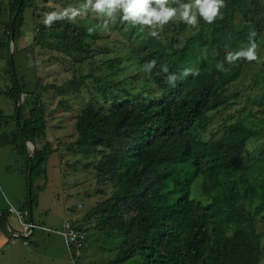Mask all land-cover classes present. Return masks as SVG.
I'll use <instances>...</instances> for the list:
<instances>
[{
	"label": "trees",
	"instance_id": "16d2710c",
	"mask_svg": "<svg viewBox=\"0 0 264 264\" xmlns=\"http://www.w3.org/2000/svg\"><path fill=\"white\" fill-rule=\"evenodd\" d=\"M29 1L0 3V7L6 5L8 16L3 22L8 41L0 43V50L8 47L10 53L12 33L14 43L21 36L25 9L32 5ZM243 2H227L223 19L211 24L199 16L202 27L211 25L212 30L206 34L201 29L183 47L166 44L160 32L152 37L139 27L137 40L141 45L134 53L140 68L144 71L148 62L156 61L151 74L144 71L146 83L139 92L119 86L138 74L119 82L94 74L69 81L88 103L77 115L78 138L71 147L93 157L86 166L93 167L98 181L111 186L110 194L90 208L82 221L94 224L98 234L108 230L118 235L116 257L108 264H262L264 233L257 216L264 211V135L245 133L230 142L203 135L211 115L233 105L229 87L242 73L241 69H229L226 61L227 49H235L232 38L226 37L236 35L231 24L234 12L241 10L246 25H256L253 16L263 10V0H254L255 5L245 11ZM187 26L181 21L174 29L182 35ZM36 28L40 38L48 37L44 45L67 53L76 63L95 54L90 42L95 36L83 20L62 19L50 28L40 22ZM245 31L237 35L244 37ZM215 48L218 53L214 55L211 50ZM106 52L102 48L97 51ZM115 61L105 63L112 67ZM217 64H223L225 70H218ZM185 69L198 70V75L184 76ZM9 71L13 85L6 94L16 108L13 115L0 109V125L8 127L14 122L15 126L0 135V144H12L26 158L28 195L23 209L28 211L26 220H31L32 209L38 204L35 177L45 171L43 166L55 148L49 141L40 146L47 133L42 94L29 92L18 79L14 56L10 57ZM171 74L177 77L175 83L167 79ZM58 90H65V86ZM29 95L34 98L28 108ZM226 129L229 134L234 132L232 125ZM28 141L36 145L32 158ZM200 179L197 193L195 184ZM245 183L253 185L244 188ZM256 185L263 199L252 210L243 198ZM6 214L0 212L2 226ZM72 223L87 231L88 238L83 223ZM86 244L87 240L82 248Z\"/></svg>",
	"mask_w": 264,
	"mask_h": 264
},
{
	"label": "rangeland",
	"instance_id": "374dc122",
	"mask_svg": "<svg viewBox=\"0 0 264 264\" xmlns=\"http://www.w3.org/2000/svg\"><path fill=\"white\" fill-rule=\"evenodd\" d=\"M229 1L225 0L226 7L221 9L223 15L226 13ZM242 1H244L242 11L250 7L249 5H255L254 0ZM1 2L7 5L8 0H0ZM29 2L32 5L25 9L22 34L15 43L11 42L10 53L13 50L18 79L26 84L29 92L42 94L47 133L40 141V146L49 141L55 148L43 166L45 171L36 175L33 185L38 204L32 209V217L37 224L49 227L50 230L36 229L28 238L21 236H25V233L17 212H20L24 219L28 218V211L23 209L28 195L26 158L16 151L12 144H0V212L7 213L2 228L11 240L8 245H0V264H108L110 259L116 257L115 246L118 244V235L108 230L98 234L94 224L82 221L90 208L110 194L111 186L98 181L93 167L86 166L93 157L76 153L71 147V143L78 138L77 115L88 103L80 93L78 96L74 88L69 86V81L75 76L94 74L103 80L119 82L124 77L138 74L136 79H128L119 86L131 92L142 90L146 76L134 53V49L141 45L137 40L141 26L132 28L131 24L121 20L123 13L117 11L114 13L115 21H109L108 28L105 29L103 27L107 18L105 13L81 11L73 21L83 20L93 29L92 33L95 37L90 42L96 49L95 54L84 62L76 63L67 53L44 45L42 42L48 40V37L40 38L36 26L40 22L43 23L47 13L81 9L86 0H30ZM180 2L186 3L184 0ZM6 5L0 7V43L8 41L3 23L8 19ZM170 6L179 7L178 4ZM262 6V13L253 16L260 26V31L257 32V24L246 25V21L242 20L241 10L234 12L232 19L234 21L231 23L234 34L237 35L244 29L246 34L244 37L226 35L232 38L235 47L233 50L227 49L226 55L250 47V32H255L252 39L256 44L258 59L249 62L241 58L233 63L226 60L229 69H241L242 73L229 87L233 105L211 115L207 131L203 133L207 139L220 137L230 142L245 133L259 137L264 135V0ZM197 19L198 24L188 25L182 35L174 29V25L181 22L179 19L170 21L162 30L159 28L156 30L160 32L164 43L183 47L186 40L198 35L201 29L206 34L212 30L211 25L203 28L199 16ZM144 28L150 33L151 29L147 26ZM99 48L107 52L97 53ZM211 51L214 55L218 53L216 48ZM10 53L8 47L0 50V109L6 115H13L16 108L13 100L6 94V90L13 85L9 71ZM110 60H116L112 67L109 66L110 63H105ZM49 85L52 87L44 88ZM62 86H65V90L59 91L58 88ZM236 92L239 94L238 97H234ZM33 98L34 96H28V108ZM230 125L234 126L232 134L226 129V126ZM14 126V122L8 127L0 125V135L5 131L13 130ZM243 172L240 168L239 174ZM201 181L200 179L195 184L197 193L200 191ZM250 184L253 185L245 183L243 186L245 188ZM261 191L258 185L252 193L248 191L249 194L243 198L246 207L254 210L263 199ZM13 208L15 211L12 210ZM66 221L81 222L88 228L87 244L84 248L72 249L67 245L62 234ZM257 224L264 233V211L257 216ZM12 232H19V236H12Z\"/></svg>",
	"mask_w": 264,
	"mask_h": 264
},
{
	"label": "clouds",
	"instance_id": "9594fccd",
	"mask_svg": "<svg viewBox=\"0 0 264 264\" xmlns=\"http://www.w3.org/2000/svg\"><path fill=\"white\" fill-rule=\"evenodd\" d=\"M172 4H178L179 7H171ZM226 7L225 0H190V3H182L180 0H86L81 9H65L64 11H53L47 13L43 23L46 27H51L56 21L62 19L73 20L81 14V11L87 12L91 10L96 13H105L106 19L103 27L108 28L109 21H115L114 13L119 11L123 15L122 21H126L133 26H147L152 37H158L157 28L163 29L170 21L179 19L184 23L196 26L198 24L197 17L200 16L206 23H213L216 19H223L221 9ZM93 31V29H89ZM255 32H250V47L241 49L238 52H229L226 59L229 63H233L241 58L251 62L258 59L256 54V44L252 37ZM156 66V61H150L144 66V71L151 74L152 69ZM218 70H225L223 64H217ZM164 72H168V68H163ZM184 76L198 75V70L185 69ZM170 83H175L177 77L171 74L167 77Z\"/></svg>",
	"mask_w": 264,
	"mask_h": 264
},
{
	"label": "built area",
	"instance_id": "2783aa9c",
	"mask_svg": "<svg viewBox=\"0 0 264 264\" xmlns=\"http://www.w3.org/2000/svg\"><path fill=\"white\" fill-rule=\"evenodd\" d=\"M12 210L15 211L13 208ZM19 215V218L21 220L25 236H31L36 229H42L49 231L50 228L37 224L33 220H26L24 219V216L22 217V214L20 212H17ZM24 219V220H23ZM62 234L64 235L65 242L67 245L72 249H80L82 248L87 240V231L79 229L73 225L71 221H66L64 224V230L62 231ZM15 236H18L15 234Z\"/></svg>",
	"mask_w": 264,
	"mask_h": 264
},
{
	"label": "crops",
	"instance_id": "0c3cea01",
	"mask_svg": "<svg viewBox=\"0 0 264 264\" xmlns=\"http://www.w3.org/2000/svg\"><path fill=\"white\" fill-rule=\"evenodd\" d=\"M7 42V41H6ZM6 42H3V43H5L6 44ZM5 48V47H4ZM31 220H33L34 222H35V220H34V218H32ZM2 227H4V226H2V225H0V245L1 246H5L6 244L8 245L9 243H11V240H10V238L7 236V234L5 233V231L3 230V228ZM11 229H9V231H10ZM23 232H24V229H23ZM4 233V234H3ZM35 233V232H34ZM33 233V234H34ZM15 234H17L18 236H19V232H12L11 233V235L12 236H14V237H18V236H15ZM32 234V235H33ZM22 236V235H21Z\"/></svg>",
	"mask_w": 264,
	"mask_h": 264
},
{
	"label": "water",
	"instance_id": "95a60500",
	"mask_svg": "<svg viewBox=\"0 0 264 264\" xmlns=\"http://www.w3.org/2000/svg\"><path fill=\"white\" fill-rule=\"evenodd\" d=\"M11 38H12V43H14V34L13 33H12V37ZM12 56H13V50H11V57ZM22 101H23V94H22V96H21V98L19 100V105L22 103ZM27 144H28V147L32 149V153H31V158H32L34 156V154L36 153V145H35L34 142H31V141H28ZM31 169H32V163L30 165L29 178L31 176Z\"/></svg>",
	"mask_w": 264,
	"mask_h": 264
}]
</instances>
